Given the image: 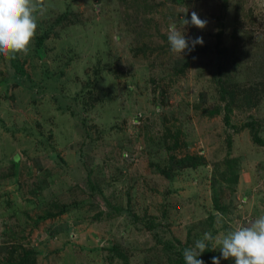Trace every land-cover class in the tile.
<instances>
[{"label":"rangeland","instance_id":"1","mask_svg":"<svg viewBox=\"0 0 264 264\" xmlns=\"http://www.w3.org/2000/svg\"><path fill=\"white\" fill-rule=\"evenodd\" d=\"M34 2L0 54V264H183L264 214V0Z\"/></svg>","mask_w":264,"mask_h":264},{"label":"clouds","instance_id":"2","mask_svg":"<svg viewBox=\"0 0 264 264\" xmlns=\"http://www.w3.org/2000/svg\"><path fill=\"white\" fill-rule=\"evenodd\" d=\"M38 5L34 0H0V54L15 59L17 54H27L34 38L38 24L35 15ZM181 17L183 31L171 22L167 32L170 52L182 56L191 52L196 45H203V37L186 38L185 26H194L203 30L208 24L196 11L187 19L188 9ZM219 249L220 256L212 257V264H220V260L234 259L235 264H264V214L245 226L230 228L226 232L213 235L205 231L202 237L194 241V245L182 252L184 264H204L198 257L209 249Z\"/></svg>","mask_w":264,"mask_h":264},{"label":"trees","instance_id":"3","mask_svg":"<svg viewBox=\"0 0 264 264\" xmlns=\"http://www.w3.org/2000/svg\"><path fill=\"white\" fill-rule=\"evenodd\" d=\"M255 138H256V137H255ZM255 141L258 142V143H260V145H264V141H262V140L259 139V138H258V139L256 138ZM161 170H162V169H160V171H161ZM183 264H184V261H183Z\"/></svg>","mask_w":264,"mask_h":264}]
</instances>
